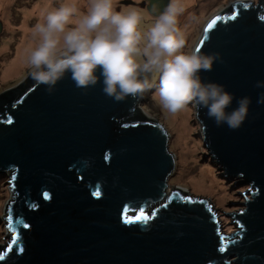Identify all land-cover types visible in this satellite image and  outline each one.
I'll return each mask as SVG.
<instances>
[{"label":"water","instance_id":"95a60500","mask_svg":"<svg viewBox=\"0 0 264 264\" xmlns=\"http://www.w3.org/2000/svg\"><path fill=\"white\" fill-rule=\"evenodd\" d=\"M260 4L234 1L204 30L218 15L236 12V19L218 21L207 39L203 30L198 44L201 53L219 55L202 80L233 93L230 107L243 96L251 101L235 130L196 109L207 155L234 188L249 186L242 209L229 213L224 190L192 177L190 147L170 112L153 111L141 95L117 102L99 82L78 88L67 75L51 93L31 77L26 88L25 70L0 86V173L14 171L5 218L12 235L0 242V264H264ZM125 207L130 217L158 211L125 223Z\"/></svg>","mask_w":264,"mask_h":264},{"label":"clouds","instance_id":"9594fccd","mask_svg":"<svg viewBox=\"0 0 264 264\" xmlns=\"http://www.w3.org/2000/svg\"><path fill=\"white\" fill-rule=\"evenodd\" d=\"M119 0H59L49 3L28 29L24 67L37 84L50 93L66 75L76 87L102 83V91L120 102L154 90V98L170 113L189 106L206 110L220 127L239 128L250 98L235 99L224 85L204 81L219 59L216 53L186 49V33L178 26L184 6L167 0L160 8L153 0L152 22L143 27L148 13L135 7L117 9ZM264 88V81H257ZM264 101V95L260 97Z\"/></svg>","mask_w":264,"mask_h":264},{"label":"rangeland","instance_id":"374dc122","mask_svg":"<svg viewBox=\"0 0 264 264\" xmlns=\"http://www.w3.org/2000/svg\"><path fill=\"white\" fill-rule=\"evenodd\" d=\"M32 1L33 0H0V21L3 27V32L0 35V44L4 39H7V37L10 39L7 44L8 47H6L7 49L5 48L0 51V86L17 72L26 70L23 61L21 65L14 64L9 69H4L2 65L3 63H8L16 53L26 52V49L24 51L17 49L19 45H22V41L26 36L21 28L24 24L21 9ZM124 1H130L132 3L126 4ZM234 1L236 0H178V2L184 6V12L178 17V26L186 33V49L197 48L207 21L210 20L219 9L223 8L224 10ZM54 2H59V0H54ZM84 2L86 4L87 0ZM144 2L146 3L145 7ZM147 5V0H119L117 9L121 7H135L148 13V18L145 19L143 24V27L146 28L152 22L151 13L147 10ZM34 23L35 19L32 17L27 22V25L26 23L25 25L29 29ZM8 24H10V31L6 30L8 29ZM15 29L17 30L14 31ZM27 35H29L28 32ZM152 91V93H148V102L151 109L153 111L168 112L160 106L154 98V90ZM142 103L147 105V102ZM171 114L179 123L178 134L183 136V139L187 141L190 147L191 153L187 158V162L192 177L204 184L224 190L229 202V213L241 210L242 204L246 201V198L250 197L248 194L249 186L246 185L234 188L233 183H227L222 176L217 173L214 164L211 163L208 158L207 150L203 147V140L199 136L201 134V124L197 119L196 109L189 106L188 111H179ZM179 117L184 120L178 121ZM13 174V170L0 173V242L4 244L9 243L12 235L7 227L8 222L5 218L7 217V207L12 200L11 180L13 179ZM232 220L233 219L229 217L230 224H232ZM232 225L234 226V224Z\"/></svg>","mask_w":264,"mask_h":264},{"label":"bare ground","instance_id":"6f19581e","mask_svg":"<svg viewBox=\"0 0 264 264\" xmlns=\"http://www.w3.org/2000/svg\"><path fill=\"white\" fill-rule=\"evenodd\" d=\"M85 0H77V2L81 3V5H84ZM183 1V0H182ZM185 1V0H184ZM58 3V2H54V0H33L32 2H30L27 6L23 7L21 9V15H22V20L24 21V24L21 26V28L23 29V32H25V38L24 40L22 41V45H19V47L17 48L18 50L20 51H24L27 47V44H28V35H27V32H28V28L26 27L27 25V22L33 17L35 19V22L37 21V19L39 18V13L41 11L44 10L45 6L49 3ZM223 8L219 9L218 12L222 11ZM215 13L214 15L218 14ZM213 15V16H214ZM26 23V25H25ZM7 28L6 29L7 31H10L11 28H10V24L7 25ZM20 28V26H19ZM17 29H15L14 31H16ZM20 33V32H19ZM20 37V36H19ZM10 41V39L7 37V39H4L2 41V43L0 44V51L2 49H5L8 44V42ZM7 49V48H6ZM10 49V48H9ZM8 49V50H9ZM25 54L26 52H18V54L16 53L15 55H13L12 59L8 62V63H3V68L5 69H9L11 68L14 64H19L21 65L22 61H23V64H24V59H25ZM148 98H149V94H145V95H141V99H142V102H147V105L149 108H151L149 102H148ZM181 117V116H180ZM179 117V120H184L182 118ZM178 118V117H177ZM182 124V123H181ZM180 136L183 138V136L180 134ZM200 138H204V135L200 134L199 135ZM208 158L210 159L211 163H213L212 159L210 158V156H208ZM214 164V163H213ZM215 168H216V171L218 174H220L222 176V178L228 183V179L223 175V172L214 164ZM12 195V194H11Z\"/></svg>","mask_w":264,"mask_h":264},{"label":"snow or ice","instance_id":"6c2138e0","mask_svg":"<svg viewBox=\"0 0 264 264\" xmlns=\"http://www.w3.org/2000/svg\"><path fill=\"white\" fill-rule=\"evenodd\" d=\"M245 7H247V5H245ZM236 17H237V13H236V12H233V13L231 14V16H228V17L220 16V15L214 17L213 20H212L211 22H209V24L207 25V27H206L205 30H204V31H205V39H207V34H208L209 30L212 29L213 26H214L218 21L223 20V19L235 20ZM261 19H264V17H261ZM201 43H203V41H202ZM197 50L200 51V46H199V45L197 46ZM10 122H11V121L9 120V123H10ZM124 127H129V125L125 124ZM132 127H135V125H132ZM93 194L96 195V196H99V195H100L99 191H97V192H95V193H93ZM173 195H175V193H174ZM168 199H169V201H171V197H169ZM182 199H183L184 201H186V202L194 203V201H192L190 197L185 196V197H182ZM161 207H162V208H165V207H167V204L161 205ZM157 211H158V210H154V211H152L151 216H148V215L145 214V209L141 208L140 211H139V213H138L135 217H130V216L127 215L128 207H125V209H124V222H125V223H133L134 221H140V220L147 221V220H149V219L155 217V216L157 215ZM24 227L27 228L28 225H27V224H24ZM12 239H13V242H15V240H16V235H15V233H13V237H12ZM220 239H221V241H223V240H224V237L221 236ZM220 250H221V251H224L223 248H221ZM0 259H4V257H3L2 254H0Z\"/></svg>","mask_w":264,"mask_h":264},{"label":"trees","instance_id":"16d2710c","mask_svg":"<svg viewBox=\"0 0 264 264\" xmlns=\"http://www.w3.org/2000/svg\"><path fill=\"white\" fill-rule=\"evenodd\" d=\"M258 1V3L260 2L261 4H260V7L262 8V12L260 13V16H262V17H264V0H257ZM29 79V81H25L26 82V84H30V76L27 78V80ZM28 84V86L26 87V88H28L30 85Z\"/></svg>","mask_w":264,"mask_h":264},{"label":"flooded vegetation","instance_id":"af4514ba","mask_svg":"<svg viewBox=\"0 0 264 264\" xmlns=\"http://www.w3.org/2000/svg\"><path fill=\"white\" fill-rule=\"evenodd\" d=\"M144 4H145V5H144V7H145V6H146V3L144 2Z\"/></svg>","mask_w":264,"mask_h":264},{"label":"built area","instance_id":"2783aa9c","mask_svg":"<svg viewBox=\"0 0 264 264\" xmlns=\"http://www.w3.org/2000/svg\"><path fill=\"white\" fill-rule=\"evenodd\" d=\"M234 226H235V224H234Z\"/></svg>","mask_w":264,"mask_h":264}]
</instances>
